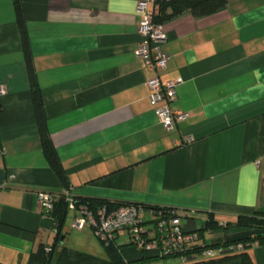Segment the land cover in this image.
Here are the masks:
<instances>
[{
	"label": "crops",
	"instance_id": "obj_1",
	"mask_svg": "<svg viewBox=\"0 0 264 264\" xmlns=\"http://www.w3.org/2000/svg\"><path fill=\"white\" fill-rule=\"evenodd\" d=\"M20 2L47 128L77 199L183 210L198 244L258 234L225 224L264 209V0L161 24L169 59L159 77L182 79L171 108L188 113L172 131L135 54L138 0ZM0 84V264H28L56 242L36 194L63 185L42 151L13 0H0ZM244 243L264 264V242Z\"/></svg>",
	"mask_w": 264,
	"mask_h": 264
},
{
	"label": "built area",
	"instance_id": "obj_2",
	"mask_svg": "<svg viewBox=\"0 0 264 264\" xmlns=\"http://www.w3.org/2000/svg\"><path fill=\"white\" fill-rule=\"evenodd\" d=\"M159 9L157 0H138L137 12L140 20L137 30L143 39L135 54L145 59L144 67L152 73L146 80L149 103L165 129L172 131L175 124L184 120L188 113L171 108L176 88L182 83V79L162 81L159 77V72L165 69L169 59V56L160 50V44L165 40V32L161 24L154 21ZM152 51L154 54H151ZM6 92V86L0 84V96ZM3 153L0 147V155ZM3 186L0 185V189ZM36 195L45 214H51L57 200L63 198L67 210L73 212L72 227H90L105 247L114 246L120 250L122 246L130 245L148 256L176 257L182 264L241 252L246 247L242 241L198 244L201 239L200 231H187L183 228L182 219L188 217L183 210L126 202L115 207L104 203L90 209L85 204L77 203L70 187L62 189L60 193L40 190ZM45 250L50 251L51 248L46 247Z\"/></svg>",
	"mask_w": 264,
	"mask_h": 264
},
{
	"label": "trees",
	"instance_id": "obj_3",
	"mask_svg": "<svg viewBox=\"0 0 264 264\" xmlns=\"http://www.w3.org/2000/svg\"><path fill=\"white\" fill-rule=\"evenodd\" d=\"M227 1L228 0H157L160 9L159 13L154 17V21L155 23L162 24L170 20L171 18L187 11L197 17L209 15L216 12L221 7L225 6ZM13 6L17 27L20 33L24 61L27 66V72L30 82L31 99L35 114V120L41 140L42 151L48 165L51 167L56 177L63 185V189H67L69 188L67 182V175L61 165V161L50 138V134L47 128V121L44 113L41 90L36 79V72L33 66V57L29 43L25 16L20 0H13ZM77 203L85 204L90 209H95L104 203L108 204L109 207H115L116 205L120 204L100 199L86 198L77 199ZM67 212L68 210L66 202L63 198H59L55 203L53 211L51 212L52 217L54 218L55 223L57 225L56 242L52 247L49 246L51 248L50 251H46L44 247H41L36 252L31 253L28 264H51L56 262L60 264H89L91 262H97L101 264H129L128 262L124 261L120 250L114 246L106 247L108 251L110 250L114 253V256H112V258H109L108 260H98L95 257H86L84 255L79 256L77 258H71L66 249L60 250L58 253H55V247L59 242L60 238L62 237L60 231ZM213 224V220L209 218L206 221L205 228H212ZM225 227L251 228L258 231V234L254 238L233 241L248 242L253 240H261L262 242H264V209L257 210L253 212L252 215H240L238 216L235 222L226 223ZM142 255V261L158 259L157 257L144 256L143 252ZM189 264H255V262L247 251H241L237 253L226 254L216 258L202 259L195 263Z\"/></svg>",
	"mask_w": 264,
	"mask_h": 264
},
{
	"label": "rangeland",
	"instance_id": "obj_4",
	"mask_svg": "<svg viewBox=\"0 0 264 264\" xmlns=\"http://www.w3.org/2000/svg\"><path fill=\"white\" fill-rule=\"evenodd\" d=\"M73 212L68 211L61 228V235L64 236L63 242L60 241L55 247V253L60 250L66 249L71 258H77L79 256H92L98 260H108L114 256L112 251L101 243V241L94 234L92 229L86 226L83 229H77L72 227ZM120 253L125 262L129 264H181L178 258H158L153 260L142 261V252L136 250L130 245H125L120 248ZM144 256H148L144 254ZM253 261L256 263L255 258ZM88 264V263H87ZM89 264H100L97 262H91Z\"/></svg>",
	"mask_w": 264,
	"mask_h": 264
},
{
	"label": "flooded vegetation",
	"instance_id": "obj_5",
	"mask_svg": "<svg viewBox=\"0 0 264 264\" xmlns=\"http://www.w3.org/2000/svg\"><path fill=\"white\" fill-rule=\"evenodd\" d=\"M51 264H60V263L56 262V263H51ZM69 264H78V263H69Z\"/></svg>",
	"mask_w": 264,
	"mask_h": 264
},
{
	"label": "water",
	"instance_id": "obj_6",
	"mask_svg": "<svg viewBox=\"0 0 264 264\" xmlns=\"http://www.w3.org/2000/svg\"><path fill=\"white\" fill-rule=\"evenodd\" d=\"M63 238H64V237L62 236V237L60 238V240H59L61 243L63 242Z\"/></svg>",
	"mask_w": 264,
	"mask_h": 264
}]
</instances>
